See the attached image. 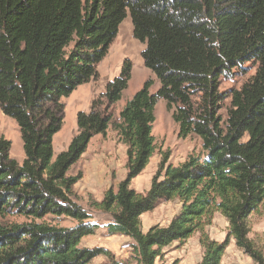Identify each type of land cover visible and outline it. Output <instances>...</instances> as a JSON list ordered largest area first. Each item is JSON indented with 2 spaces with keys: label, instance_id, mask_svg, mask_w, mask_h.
Listing matches in <instances>:
<instances>
[{
  "label": "trees",
  "instance_id": "obj_1",
  "mask_svg": "<svg viewBox=\"0 0 264 264\" xmlns=\"http://www.w3.org/2000/svg\"><path fill=\"white\" fill-rule=\"evenodd\" d=\"M130 15L132 36L143 44L148 77L128 99L114 124L126 146V174L95 206L110 215L109 234L133 240L138 264H154L161 249L200 231L197 264H220L233 238L257 264L261 252L248 238V216L264 200V0H0V109L19 127L24 158L9 156L0 137V264H90L107 254L80 247L95 224L74 201L82 172L68 174L91 138L104 135L112 106L127 88L131 61L105 84L88 112L76 114L77 132L53 158L52 137L61 128L64 104L78 85L97 76L120 22ZM246 63L254 73L240 87L221 93V77ZM229 98L225 117L221 103ZM162 99L178 126L177 136L197 135L203 154L177 165L161 154L148 190L130 182L155 151L154 107ZM177 198L179 212L166 226L141 229V214L161 200ZM228 222L221 242L204 231L213 213ZM68 216L73 226L43 218ZM22 217V221L9 219ZM102 264H125L110 254Z\"/></svg>",
  "mask_w": 264,
  "mask_h": 264
},
{
  "label": "rangeland",
  "instance_id": "obj_2",
  "mask_svg": "<svg viewBox=\"0 0 264 264\" xmlns=\"http://www.w3.org/2000/svg\"><path fill=\"white\" fill-rule=\"evenodd\" d=\"M143 44L132 36L130 15L120 22L116 37L108 47L107 54L97 64V76L88 82L78 85L68 96L60 100L64 104L61 128L52 137L53 158L58 152L67 148L71 138L77 132L76 114L78 111L88 112L93 99L100 98L105 91V84L118 75L125 59L131 61V76L127 88L123 90L118 101L112 106L111 122L104 135H94L84 153L68 169V174L82 172V178L73 186L72 198L89 213L86 222L95 224L92 234L83 236L79 246L86 248H102L106 254H99L90 260V264H102L108 261L111 254L114 259L125 264H138L134 258L133 240L121 234H109L106 225L110 221L108 213L99 210L95 203L99 202L106 189L116 190L117 184L125 177L126 146L119 140L114 124L119 121L118 113L126 101L151 77L154 83L150 92L154 93L159 86L158 80L143 64L141 51ZM254 73V66L246 63L243 69H234L231 76L221 77L219 90L227 94L231 89L238 88ZM229 98L221 103L219 113L225 117ZM155 120L152 134L155 139V151L144 169L130 182V187L137 192L148 190L151 178L156 171L161 154L169 151L168 163L177 165L185 160L189 154H203L200 138L191 134L186 138L177 136L178 126L171 117V110L165 106L162 99H158L154 107ZM0 137L10 141L9 156L21 163L24 158L22 140L19 127L15 120L5 115L0 109ZM181 202L177 198L161 199L151 211L141 214V229L145 232L150 226L159 224L166 226L179 212ZM11 220L22 221V217H10ZM44 220L59 225L73 226L76 220L68 216L46 215ZM249 227L248 238L261 250L264 257V200L257 210L247 218ZM228 222L220 212L215 211L211 223L204 227L209 238L221 242L227 234ZM203 254L200 244V231H195L183 241L175 240L161 249L154 264H197ZM220 264H257L251 256L236 246L233 238L222 255Z\"/></svg>",
  "mask_w": 264,
  "mask_h": 264
}]
</instances>
